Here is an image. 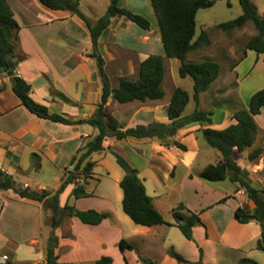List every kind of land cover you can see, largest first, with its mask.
<instances>
[{"label":"crops","instance_id":"obj_1","mask_svg":"<svg viewBox=\"0 0 264 264\" xmlns=\"http://www.w3.org/2000/svg\"><path fill=\"white\" fill-rule=\"evenodd\" d=\"M6 1L19 26L14 49V55L18 59L16 72L30 84L31 97L47 106L49 112H57L73 120L88 118L100 101L102 82L96 61L89 56L92 44L85 22L66 10L49 9L38 0ZM252 2L256 5L258 14L263 15L264 0ZM146 4L151 7L150 0H119L121 7L139 14H143L141 8L145 9ZM145 10L147 11L145 16L149 20L155 18L150 8ZM58 26L64 27V32L59 34L63 40L56 41L54 36L59 31ZM134 40L138 42L134 43ZM97 49L104 60L106 74L108 77L116 78L110 81L113 87L118 84L119 77L137 75L140 62L149 54L165 56L158 25L152 28L150 23L149 29L145 30L123 15L111 18L110 24L98 38ZM244 62H247V69L245 73H241V80L245 77L252 80H249L250 85L246 84L248 87L242 86L240 81L237 83V89L241 97L245 98L243 108H247L250 95L264 88V53L257 54L247 49L243 59L231 69L237 77L238 70ZM165 79L164 74L162 87ZM171 84V93L168 97L165 92L160 99L135 100L127 103H118L109 98L107 109L109 111V106L115 104L129 106L122 112H113L124 128L137 124L146 125L153 121L169 123L171 120L164 107L169 103L173 89L177 87L175 83ZM215 89L223 91L224 94L228 93L219 85ZM205 91L199 94L198 104ZM197 107L199 108V105ZM200 109L212 112L211 109L202 107ZM233 113L234 111L225 110L220 120L211 119L210 124H193L178 129L173 138L183 143L187 147L186 150H181L175 145L165 146L148 137L124 139L107 137L103 141L105 152L121 153L127 162L137 169L147 194L162 215L164 211L156 199L164 191V183L174 177L178 164L185 170L184 181H193L203 190L212 192L213 199L206 202L199 199L188 203L181 201L186 209L198 213L203 223L193 226V240L186 239V244L182 243V247L177 249L189 262H195L200 258L199 248L202 250L201 264H228V257H231V264H238L239 258L260 251L256 249V241L260 236L259 224L255 221L241 223L234 217V211L238 206L248 212L254 210L244 190L237 182L229 179L219 181L200 179L199 172L209 163L199 165L196 173H192V166L199 159L197 157L200 148L196 145L190 150L185 144V138L190 135L196 140V135L202 128L222 129L235 123ZM254 120L257 124V133L252 146L241 152H234L232 156L241 168L249 171L254 169L251 164L256 161L259 162L256 167L263 169L264 165L263 110L254 115ZM96 133L97 129L89 124H64L35 116L20 104L12 92L10 77L0 69V146L3 147L1 151H4V158L10 164L9 171L0 169L11 174L17 183L28 185L33 190L47 189L45 183H40V180H43L45 173L52 172L57 173L59 182L54 189L47 190H56L67 164L76 154L82 140L93 137ZM256 146H261L263 153L256 160H247L248 153ZM124 148L127 151H124ZM211 151L213 150H206L207 155L211 154ZM33 153L39 158L38 170L31 167L30 158ZM214 154V163H217L221 159V154L218 151ZM16 158H28L29 161L20 163ZM123 174L117 175L116 183ZM148 184L151 186L150 194L147 190ZM72 187L73 184H68L60 193L61 206L67 202L80 210L95 209L107 212L108 217L96 225L82 223L77 217H68L52 229L47 223L50 211L45 210L41 202L20 197L13 189H0V263L45 264L46 241L53 231L57 237L55 253L59 264H94L101 256H110L111 264H144L142 259L151 261V264H191L177 262L168 254L171 242L168 243L165 239L164 227L176 226L138 225L123 212L122 219L128 225V231L124 232L120 222L115 218L116 213L110 202L97 200L96 194L88 189L85 190L90 193L89 196L75 198L70 195ZM117 193L118 200L122 199L121 192ZM121 238L132 247H126L121 251L118 247ZM212 258L215 260L210 262Z\"/></svg>","mask_w":264,"mask_h":264},{"label":"trees","instance_id":"obj_2","mask_svg":"<svg viewBox=\"0 0 264 264\" xmlns=\"http://www.w3.org/2000/svg\"><path fill=\"white\" fill-rule=\"evenodd\" d=\"M38 1L49 9L66 10L76 14L88 27L92 44L89 56L95 59L102 82L100 101L96 105L94 112L88 118L73 120L63 114L49 112L47 106L31 97L30 84L16 72L18 59L14 55V49L15 39L17 38L16 32L19 26L6 0H0V69L5 71L10 77L12 92L19 99L20 104L35 116L64 124H89L97 129V133L91 140L79 146L77 152L81 151V153L72 156L70 165L73 167L65 171L56 190H33L28 185L23 186L17 183L11 174L2 169H0V189H13L20 197L41 202L43 208L50 211L47 223L52 229L60 225L68 217H77L82 223L96 225L108 217L107 212L95 209L80 210L67 202L61 206L59 204V195L68 184H73L70 195L75 198L90 195L85 190V184L76 183V180L80 177L84 179L90 177L94 167V161L90 159V156L92 153L100 152L104 149L103 141L105 138L148 137L157 140L165 146L175 145L181 150H186L187 148L183 143L173 138L177 130L193 124L204 125L211 123V112L199 109L197 105L199 94L205 91L219 76L220 66L216 61L210 59L186 61L185 58L189 52L208 44V39L203 32L197 38H194L195 17L199 9L212 6L214 0H150V5L157 20L163 52L166 57L179 60L177 70L180 77H191L196 107L190 114L182 116V112L189 101V95L185 89L177 86L172 91L169 103L164 107V111L171 120L169 123L153 121L146 125L137 124L128 128L118 124L110 115L107 109V101L112 98L118 103H127L135 100L146 101L162 98L165 94L162 87L164 75L163 57L159 54H149L140 62L138 74L135 78L119 77L118 84L113 87L104 70V60L97 49L98 38L115 15H123L145 30L149 29V20L139 13H134L121 7L119 0H110L106 12L95 20H91L79 10L80 0ZM239 3L242 13L234 19L217 24V27L228 31L240 28L246 22H251L256 33L248 38L243 46L241 56L233 62L232 67L243 59L247 49L253 50L257 54L264 53V14L259 15L256 5L250 0H239ZM261 110L264 113V88L250 95L247 108H240L234 111L233 118L236 121L235 123L222 129L205 127L200 130L201 136L206 143L220 152L221 159L217 163L205 165L198 176L204 181L229 179L239 184L251 201L254 210L248 212L238 206L234 211V217L241 223L255 221L259 224L260 236L256 241V249L264 253V188L253 186L250 179L246 176L245 170L232 157L234 152H241L252 146L257 133L254 115L260 113ZM262 153L263 148L256 146L248 153L247 160H256ZM114 154L117 164L124 172L118 182L122 191V211L132 222L148 227L159 224L174 225L186 239L193 240V226L203 225L199 214L186 209L180 202L171 210L173 222H166L152 203L151 197L147 194L145 185L138 176L137 169L132 167L123 156L118 153ZM30 160L32 169L38 170L40 164L37 154H31ZM223 200L221 199V201ZM56 245L57 237L51 231L46 241L45 264H59L55 253ZM118 247L123 251L126 247L132 246L121 238L118 242ZM199 253L200 258L197 261L189 262L181 254L173 250L168 251V254L175 258L177 262L191 264H201V248H199ZM142 261L144 264H151L149 260L142 259ZM111 262L110 256H101L94 264H111ZM238 264L259 263L252 258L241 257L238 259Z\"/></svg>","mask_w":264,"mask_h":264},{"label":"rangeland","instance_id":"obj_3","mask_svg":"<svg viewBox=\"0 0 264 264\" xmlns=\"http://www.w3.org/2000/svg\"><path fill=\"white\" fill-rule=\"evenodd\" d=\"M253 1V0H250ZM259 1V0H258ZM110 0H80L79 10L83 11L86 15H88L91 19H95V17L100 16L105 13ZM150 8L151 13L153 12L151 7L146 4L145 9ZM144 7L141 8V12L143 16L147 13ZM242 13V8L239 3V0H214L212 6L207 8H201L197 11L195 21V36L197 38L201 32H203L207 39L208 44L205 46H201V48L190 52L185 58L186 61H201L205 59H210L216 61L220 66L219 77H217V81L211 83L209 87L206 89L204 93L201 95V100L199 105V109L202 107L204 109H211V119L220 120L222 117V113L225 110L235 111L237 108H243V103L245 98L241 97L239 93V89H237V83L242 81V86H247L249 83L248 77H245L241 80V73H245L247 69V62H244L242 67L238 70V77L235 75L234 71H231L232 64L236 61L242 54L243 46L248 40L249 37L256 33V30L251 22H246L240 28L224 31L217 27V24L229 21L231 19L236 18ZM148 20L149 18L145 16ZM152 28L157 26L156 19H150ZM56 36L54 39L63 40L59 34L64 32V27L58 26ZM132 35V33H131ZM138 40H134V43H137ZM178 64L179 60L174 58H168L166 56L163 57V66H164V74L166 75L165 82L163 84V88L167 93L166 97H168L171 93V83H175L177 86L185 89L189 95V101L185 106V109L182 112V116L190 114L196 107L195 100L193 98V81L191 77H180L178 74ZM137 75H134L135 77ZM129 76V78H133ZM237 77V78H236ZM109 80L113 81L116 78L109 76ZM254 84V83H253ZM219 85L220 87H224L223 90L228 93L224 94L223 91H217L215 88ZM248 87V86H247ZM254 87V86H250ZM244 99V100H243ZM129 106H118L112 105L109 106L110 115L121 124L113 115V112H122L124 109H128ZM19 116V114H17ZM16 117V116H15ZM197 139L190 135L185 138V144L189 147L190 150L193 147L198 145L200 148V153L197 158L196 163L192 166V173H196L197 169H199V165L203 163H214L215 154L217 152L216 149L210 147L206 144L205 140L202 138L199 133ZM94 137V136H93ZM93 137L88 139H83L82 144L91 140ZM209 146V147H208ZM3 147L0 146V168L7 169L9 171V162L6 161L5 155H3L4 151ZM106 147H104L105 149ZM187 148V147H186ZM100 152H94L91 154L90 159L94 161V167L92 170V174L90 177L84 179L83 177L77 178L76 183H84L85 189L90 190L91 192L96 194L97 200H104L105 202H110L113 211L116 213L115 218L120 222L123 231H128L127 223L122 219V207H121V199L118 200V191H122L116 183V177L119 173L123 174V170L119 167L116 162L115 154L116 152H105V150ZM206 150H213L212 153L207 155ZM215 150V151H214ZM115 151V150H114ZM124 151H127L124 148ZM123 152V150H121ZM210 152V151H209ZM219 152V151H218ZM81 151L76 154L79 155ZM119 155L121 153L118 152ZM220 154V152H219ZM122 156V155H121ZM103 157V158H102ZM64 159V158H60ZM125 159V158H124ZM20 163H25L29 161L28 158H16ZM259 162H254L253 170L249 171V169H245L246 176L249 178L253 186L257 188H264V169L261 167H256ZM72 165L70 162L67 164L65 171L71 169ZM184 168L181 164H178L175 168V175L173 178L164 183L165 189L159 198L156 201L163 209V218L167 221L173 220L171 208L175 207L178 202H190L197 201L198 199L203 202L213 199L212 192L208 190H203L193 181H184L183 174ZM251 172V175H250ZM65 173V172H64ZM57 174V173H56ZM55 173L47 172L44 174L43 180H40V183H45V187L47 189H54L59 182V177ZM16 180V179H15ZM17 181V180H16ZM148 193H151V186L148 184L147 186ZM50 213V212H49ZM208 220V216L205 217ZM166 232L165 239L169 243V250L177 251L178 248L182 247V243L186 244V238L180 232L177 227H164ZM187 246V245H184ZM209 252V250H207ZM249 258L254 259L258 263H264V254L260 251H254V253L249 254ZM215 259H211L210 262ZM228 264H231V257L227 258Z\"/></svg>","mask_w":264,"mask_h":264},{"label":"water","instance_id":"obj_4","mask_svg":"<svg viewBox=\"0 0 264 264\" xmlns=\"http://www.w3.org/2000/svg\"><path fill=\"white\" fill-rule=\"evenodd\" d=\"M73 167V166H72Z\"/></svg>","mask_w":264,"mask_h":264}]
</instances>
